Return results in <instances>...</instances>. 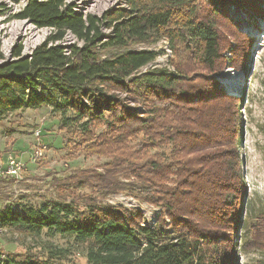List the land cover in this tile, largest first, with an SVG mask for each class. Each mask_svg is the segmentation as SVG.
<instances>
[{
    "label": "trees",
    "instance_id": "16d2710c",
    "mask_svg": "<svg viewBox=\"0 0 264 264\" xmlns=\"http://www.w3.org/2000/svg\"><path fill=\"white\" fill-rule=\"evenodd\" d=\"M259 1L203 0L207 10L197 0H128L129 9L102 19L65 0H47L31 1L13 15L58 30L32 58H22L18 45L17 59L0 64V121L46 104L61 112L66 128V112L75 111L83 121V150L109 158L104 173L87 172L79 186L135 196L166 217L152 228L133 209L82 207L76 200L39 208L19 202L20 211L11 204L0 209V228L73 237L86 245L88 264H234L237 232L246 225L243 120L240 101L219 79L227 60L220 21L230 4L264 15ZM103 27L112 30L105 45ZM67 31L84 44L73 45L70 56L60 44L48 45ZM162 38L175 55L174 70H143L158 52L130 48ZM105 46L117 52L104 55ZM241 237V248H248L254 237ZM55 257L19 259L0 250V264H61Z\"/></svg>",
    "mask_w": 264,
    "mask_h": 264
},
{
    "label": "rangeland",
    "instance_id": "374dc122",
    "mask_svg": "<svg viewBox=\"0 0 264 264\" xmlns=\"http://www.w3.org/2000/svg\"><path fill=\"white\" fill-rule=\"evenodd\" d=\"M69 1L80 13L102 19L108 11L129 9L128 0ZM197 5L209 10L203 0H197ZM258 7L264 9V0L259 1ZM229 8L228 18H222L220 21V31L224 39L223 51L227 60L219 79L228 93L237 97L241 103L243 128L239 163L245 177L242 191L245 206L243 219L246 220V225L237 232L234 264H264V15L257 11H247L245 6L236 7L230 4ZM2 11V15H9L7 13L10 11V17L2 21L4 24L0 23L5 26L12 21L17 10L5 8ZM20 21L21 19L14 17V24ZM110 31L112 32L111 28L103 27L102 45L110 39ZM28 33L31 36L34 34L31 28H28L25 34H18L16 38L4 28L0 31V53L3 55L0 56V64L7 61V48L9 54H12L16 46L25 45V36H28ZM75 38L70 35L66 44L76 45L78 39ZM130 50L158 52V58L143 70H174L172 60L175 55L167 38L155 43L138 44ZM116 52L106 47L102 54L110 56ZM5 59L6 61L1 62ZM121 96L125 97L126 94ZM131 105L136 104L132 102ZM64 118L71 121L66 128L62 126L61 112L55 113L50 105L43 104L20 108L6 114L0 121V209H5L13 200L36 208L47 201L76 200L82 207L93 203L138 210L142 213L144 225L156 227L159 220L166 217L162 215L159 207L126 193L106 195L95 186H79L80 178L87 172L104 173L105 163L109 158L93 156L83 150V121L79 120L75 111L66 112ZM38 129L41 131L40 137L35 135ZM38 141L47 147L44 157L40 159L33 156V148ZM10 156L24 163V170L19 178L6 173ZM13 208L20 211L23 207ZM169 226L167 222L164 227ZM24 231L20 228L0 230V250L14 254L19 259H46L57 256L60 258L55 257V260L61 264H88L86 245L77 243L73 237L59 234L51 236L46 230L41 235L34 236ZM242 233H246L250 239L254 237L248 248H241ZM59 251H62L61 254L56 255Z\"/></svg>",
    "mask_w": 264,
    "mask_h": 264
},
{
    "label": "built area",
    "instance_id": "2783aa9c",
    "mask_svg": "<svg viewBox=\"0 0 264 264\" xmlns=\"http://www.w3.org/2000/svg\"><path fill=\"white\" fill-rule=\"evenodd\" d=\"M33 1H38V2H45L47 0H18V11H17V15L23 11L27 5L30 2ZM65 3L68 4L71 2L69 0H65ZM77 9V8H76ZM78 10V9H77ZM10 17L9 15H2V13H0V23L2 21H4L6 18ZM12 21L9 22L7 25H0V31L3 30V28L7 31V33H9L10 35H12V29H19L21 30V25H16L14 24V17H12ZM3 23V22H2ZM4 24V23H3ZM39 26V25H38ZM29 34L28 36H25V45H23L24 47V56H28V58H32V55L35 51V49L37 47H32V45H29ZM104 41H101V43H103ZM43 43H40V45H42ZM49 46H52L51 44H48ZM84 44H82L81 42H76V46L75 47H82ZM56 46V45H55ZM61 46V45H60ZM64 49V52L67 56H70L72 54L73 51H67L66 50V46L64 44H62L61 46ZM22 56V57H24ZM11 58V56H10ZM87 101V100H86ZM35 135L36 137H40L41 136V131L40 129H38V131H35ZM46 145L42 144L40 141H38V143L34 146L33 148V156L36 159H40L42 157H44L45 154V150H46ZM24 170V163L21 162L18 158L10 156L8 163H7V169H6V173L14 178H19L21 177V174ZM12 206H22L18 201H14L12 203H10ZM4 257V254L2 255Z\"/></svg>",
    "mask_w": 264,
    "mask_h": 264
},
{
    "label": "bare ground",
    "instance_id": "6f19581e",
    "mask_svg": "<svg viewBox=\"0 0 264 264\" xmlns=\"http://www.w3.org/2000/svg\"><path fill=\"white\" fill-rule=\"evenodd\" d=\"M12 9V8H14V9H16L17 11H18V0H0V13H2V12H4V11H2V10H4V9ZM7 14H10V11L7 13ZM16 25H21V30H19V29H12V35H14V37L16 38L17 37V35L18 34H25V32H26V30L28 29V28H31L32 30H33V33L34 34H32L33 36H31L30 35V37H29V45H32V47H37V46H39L40 45V43H45V42H47L48 40H49V38L53 35V34H55L56 32H57V28L56 27H54V26H43V27H39V26H37L36 24H34V22L33 21H29L28 19H21V21H20V23H15ZM67 30V29H66ZM110 33H112L111 31H110ZM74 36V37H76L75 35H74V33H72L71 31H67L66 32V34H65V36L62 38V39H59V40H56V41H49V44H51V45H57V44H60L61 46H62V44H64L65 46H66V50L67 51H71V49H72V46L73 45H70V46H68L67 44H66V41H67V39L69 38V36ZM71 38V37H70ZM77 38V37H76ZM75 38V39H76ZM103 38V37H102ZM78 39V38H77ZM79 40V39H78ZM80 41V40H79ZM75 45V44H74ZM8 46H10V44L8 45ZM8 49V48H7ZM6 49V51H5V54L7 55V62H8V60L10 59V56H11V59L12 60H15V59H17V57H14L13 56V53L12 54H9V50H7ZM22 56H24V49H23V46H22V55H21V57ZM3 61H6V59L5 60H2L1 62H3ZM15 208V207H14ZM20 210H21V208H20ZM151 217V216H150ZM4 228H0V230H3ZM6 255L4 254V257H5ZM5 259V258H4Z\"/></svg>",
    "mask_w": 264,
    "mask_h": 264
},
{
    "label": "water",
    "instance_id": "95a60500",
    "mask_svg": "<svg viewBox=\"0 0 264 264\" xmlns=\"http://www.w3.org/2000/svg\"><path fill=\"white\" fill-rule=\"evenodd\" d=\"M22 58H28V56H24ZM8 61H12V59L10 58ZM7 62V61H6Z\"/></svg>",
    "mask_w": 264,
    "mask_h": 264
}]
</instances>
